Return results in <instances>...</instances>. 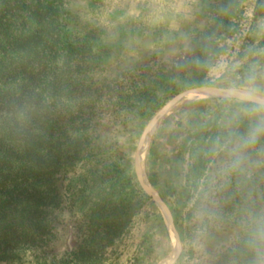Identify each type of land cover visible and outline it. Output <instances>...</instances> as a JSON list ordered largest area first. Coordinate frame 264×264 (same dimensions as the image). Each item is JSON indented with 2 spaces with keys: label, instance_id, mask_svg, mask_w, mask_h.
I'll return each mask as SVG.
<instances>
[{
  "label": "rangeland",
  "instance_id": "374dc122",
  "mask_svg": "<svg viewBox=\"0 0 264 264\" xmlns=\"http://www.w3.org/2000/svg\"><path fill=\"white\" fill-rule=\"evenodd\" d=\"M71 6L78 28L97 27L102 77L152 66L158 80L148 101L107 128L110 148L90 178L110 185L114 199L132 201L134 213L97 260L80 264H264V101L255 100H264V0ZM205 86L246 90L250 98L205 97L168 112L180 93ZM209 98L218 100L188 107ZM148 132L142 172L139 147ZM242 237L249 248L240 252ZM76 240L68 229L59 254Z\"/></svg>",
  "mask_w": 264,
  "mask_h": 264
},
{
  "label": "trees",
  "instance_id": "16d2710c",
  "mask_svg": "<svg viewBox=\"0 0 264 264\" xmlns=\"http://www.w3.org/2000/svg\"><path fill=\"white\" fill-rule=\"evenodd\" d=\"M78 23L71 0H0V264L94 262L134 213L90 178L107 128L152 97L157 76L150 66L102 77L97 27ZM70 228L77 246L61 256Z\"/></svg>",
  "mask_w": 264,
  "mask_h": 264
},
{
  "label": "bare ground",
  "instance_id": "6f19581e",
  "mask_svg": "<svg viewBox=\"0 0 264 264\" xmlns=\"http://www.w3.org/2000/svg\"><path fill=\"white\" fill-rule=\"evenodd\" d=\"M225 95H233V96L240 97V98H250V93L246 90H234V89L220 88V87H213V86L199 87V88H194V89L183 92V94L180 95L178 99L174 102V104L169 108L168 112L175 110L181 105L185 104L186 102H189L195 99L212 97V96H225ZM143 139L144 140H142L141 145H140V150L142 149L140 152V169L142 172H144V160H145L144 157L146 155V150L148 146L149 132L145 135V138ZM163 205L166 207L164 203ZM168 211L169 210L165 212L167 214L169 222L171 221L172 223V218L170 214L168 213Z\"/></svg>",
  "mask_w": 264,
  "mask_h": 264
},
{
  "label": "water",
  "instance_id": "95a60500",
  "mask_svg": "<svg viewBox=\"0 0 264 264\" xmlns=\"http://www.w3.org/2000/svg\"><path fill=\"white\" fill-rule=\"evenodd\" d=\"M224 88V87H223ZM185 92V91H184ZM183 94V92L182 93H180L178 96H176L168 105H167V107L166 108H170L173 104H174V102L178 99V97L180 96V95H182ZM254 95H256V94H254ZM256 96H258V95H256ZM256 101H264L260 96H258V99H255ZM139 153H140V147H139ZM159 201H160V203H162L163 201L159 198ZM164 203V202H163ZM165 204V203H164ZM166 205V204H165ZM171 217H172V214H171ZM172 223H173V217H172ZM173 227H174V229H175V232H176V234H177V237H178V233H177V230H176V228H175V226H174V223H173ZM178 240H179V238H178ZM178 254H179V252H178ZM160 264H167V263H160ZM168 264H171V263H168Z\"/></svg>",
  "mask_w": 264,
  "mask_h": 264
}]
</instances>
